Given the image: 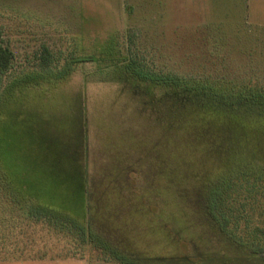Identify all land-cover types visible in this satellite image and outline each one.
<instances>
[{"label":"rangeland","instance_id":"374dc122","mask_svg":"<svg viewBox=\"0 0 264 264\" xmlns=\"http://www.w3.org/2000/svg\"><path fill=\"white\" fill-rule=\"evenodd\" d=\"M0 44L13 55L0 92L14 77L38 70L44 47L52 55L54 73L71 57H100L109 50L114 57L131 56L154 73L264 89V0H254L248 7L235 0H0ZM104 65H77L66 82L53 87L42 81V86L13 97L17 102L12 123L26 136L20 143L9 140L16 150L20 148L15 157L23 160L18 153L23 155L35 145L37 137L34 140L32 134L35 137L37 132L27 129L41 123L57 130L47 132L48 145L55 141L59 150L63 145L64 152L72 154L73 139L69 133L65 136L70 123L77 127L70 106L78 108L84 93L93 150L89 163L96 177V184L91 185L95 224L112 232L113 240L142 263L264 264V259L249 255L244 248H232V258L227 257L224 237L209 224L197 202L209 175L213 177L226 163L224 157L216 161L205 156L209 117L189 116L185 122L189 113L182 108L190 102L180 103L179 108L149 89L146 95L140 87L128 95L136 86L127 83L123 87L113 78L103 79L96 69ZM146 98L172 109L166 112L159 107L153 119L145 118L140 100ZM164 119L172 125L162 127ZM52 151L47 149L46 157L57 162L45 161L46 178L34 168L26 169L25 176L29 185L41 187L43 200L74 209L76 183L63 175L73 160H64L61 153L52 156ZM26 158L34 162L39 156L30 153ZM129 164L138 173L136 184L142 185L130 196L120 192ZM99 165L106 169L98 170ZM235 173L233 177H240ZM7 191L0 178V264H127L80 241L67 225L28 217L11 202ZM255 204L245 210L248 227L241 221L236 228L237 238L245 245L254 237L252 224L264 228V220L258 217L264 213V195H258ZM254 240L264 249L263 233L259 231ZM188 252L192 257L187 262L177 257Z\"/></svg>","mask_w":264,"mask_h":264},{"label":"trees","instance_id":"16d2710c","mask_svg":"<svg viewBox=\"0 0 264 264\" xmlns=\"http://www.w3.org/2000/svg\"><path fill=\"white\" fill-rule=\"evenodd\" d=\"M101 55L98 57L95 54H85V56L71 57L61 70L54 73L52 71L54 69L50 67L53 62L52 55L44 47L40 54L38 70L21 77H14L3 86L0 92V178L4 182V186L9 189L7 192L12 199L11 202L18 205V209L25 211L30 218L36 220L44 218L56 226H69L79 235L80 241L98 247L108 258L111 257L127 264H148V262L142 263L137 259L136 254L124 248L119 242L114 241L112 232L95 224L92 219L91 199L93 195L91 185L96 184V177L94 176L93 165L89 163L90 151L93 150L89 139V117L84 105V93L78 108L70 106L74 109L77 127L74 129L69 122L70 126L67 127L65 133V136L71 134L73 140H71L70 146L74 147V154H70L67 150L65 153L63 145L62 149L59 150L57 143H53L55 141L48 145L47 132L56 133L57 130H51L43 123L27 129L32 133L37 132L35 137L32 134V138L36 140L37 137V141L33 147L29 148V152L26 151L23 155L18 153L20 159L23 160L15 157V152H19L18 149L20 148L18 147L16 150L14 144L9 141L18 140L20 143L26 137L23 132L16 131L12 123L17 102L13 97L16 94L19 93L20 96L24 90H29L33 86H42V81L53 87L60 85L75 73L77 65H96L106 62V65L96 69L99 76L108 80L113 78L123 87L127 83L135 85L136 89L132 91L129 89L128 95L136 94L139 87L146 95L148 94L146 89H149L152 95L157 93L161 96L160 98L171 99L179 108H181L180 103L190 102L189 107L182 108L184 112L189 113L185 122L188 121L189 116L209 117L207 120L209 126L204 133L206 137L204 140L208 143V148L205 150L209 152L207 153L208 156H205L209 157V160L211 158L216 161H220L224 157L226 163L223 169L219 168V172L213 177L209 175L210 179L207 184L205 183L204 198L202 194H198L196 196L197 202L200 209L207 213L209 224L224 237L222 241L226 243L227 252L224 254L227 257L232 258L230 255L233 254L232 248L238 247L244 248L251 256L264 259L263 247L259 246L258 243L260 242L254 240L259 231L264 234V228L255 227L252 224L250 235L252 234L254 237L246 245L244 244L246 242L237 238L238 234L236 233V228L241 221L244 227H248L249 219L245 215L246 208H251L253 204L256 205L258 195H264V89L239 82L225 84L221 81L213 83L187 79L168 73H154L146 65L131 56L114 57L109 50L101 53ZM12 58L11 51L0 44V84L3 76L10 68ZM133 100H137L136 95ZM140 101L141 108L146 113L145 118L150 116L153 119L154 109L163 107L160 110H164L169 107L168 105H157L152 99H148V102L147 98ZM147 110L150 113H147ZM170 111L166 109V112ZM67 114L70 120V115ZM157 122L159 121L157 120ZM160 122L162 127L172 125L169 119L160 120ZM28 138L30 140V137ZM253 140L255 144H252ZM47 149L54 150L50 153L52 156L61 153L60 155L64 160H73V165L66 168L68 172L65 168L63 169V175L66 177V181L72 183L75 181L76 183L74 191L77 204L74 205V209L62 208L59 205L46 202L43 200L44 196L39 193L41 187H32L28 183L29 181L25 176L26 169L34 168L36 172L42 175L43 179L47 175L45 172L49 173V169L45 167V161L51 160V158L47 159L46 157ZM30 153L34 157L39 156V158L30 162V159L26 158L29 157ZM51 161L57 162L56 160ZM102 168L103 165H99L98 170ZM235 172H238L240 177H233ZM137 177L138 173L133 169L132 164L124 168L121 184L120 181H115L120 184L122 195L127 193L130 196L140 189L142 185H137ZM262 211L261 208L259 212ZM258 217L264 220V213H259ZM119 245L122 246L120 249L117 248ZM179 254L180 256L177 257H181L184 261L186 258L192 257L189 252Z\"/></svg>","mask_w":264,"mask_h":264},{"label":"crops","instance_id":"0c3cea01","mask_svg":"<svg viewBox=\"0 0 264 264\" xmlns=\"http://www.w3.org/2000/svg\"><path fill=\"white\" fill-rule=\"evenodd\" d=\"M252 1H254V0H235V3H243V4H246V6L248 7V5H250ZM256 21H258V20L254 19L253 22H256Z\"/></svg>","mask_w":264,"mask_h":264}]
</instances>
